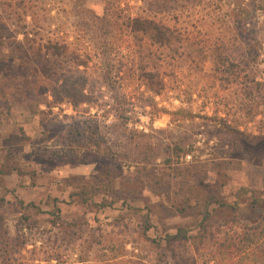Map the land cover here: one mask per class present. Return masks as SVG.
Here are the masks:
<instances>
[{
    "label": "rangeland",
    "instance_id": "obj_1",
    "mask_svg": "<svg viewBox=\"0 0 264 264\" xmlns=\"http://www.w3.org/2000/svg\"><path fill=\"white\" fill-rule=\"evenodd\" d=\"M68 73L87 103H52ZM254 197L264 0H0V227L26 264H176L167 232L198 236L210 198L214 229L264 228ZM221 236L178 261L216 264Z\"/></svg>",
    "mask_w": 264,
    "mask_h": 264
},
{
    "label": "trees",
    "instance_id": "obj_2",
    "mask_svg": "<svg viewBox=\"0 0 264 264\" xmlns=\"http://www.w3.org/2000/svg\"><path fill=\"white\" fill-rule=\"evenodd\" d=\"M142 29L144 32H148L149 22H143ZM55 84L56 85L53 86L51 90V95L54 99L52 103L60 104L70 102L74 106H78L89 101V95H87L86 90L90 87V80L86 75L81 73L62 74L61 78L57 79ZM88 200L89 199H85L83 202H87ZM213 201L214 200L210 198L200 205L202 222L200 234L198 236L190 235L188 230L183 226H178L175 233L167 232L165 241L168 248L166 250L170 254V257L176 260V264H186L185 261H183L185 259H180V262L178 261L180 257V245H182V247L186 243L197 245L198 239L206 242L210 241V239H214L220 234L222 235L220 238L222 248L226 244L227 246L224 250L219 249L212 252V261L216 264L221 263V253H226L222 260V264H264V228L255 224V221L252 220L250 221L251 224L243 223L237 217V219L233 221V224L228 226L229 232H225L224 226H218V228L214 229V224L208 222L212 218L210 206ZM251 204L252 208L255 209L257 206L264 204V199L254 197ZM222 205H224V203H222ZM0 206H2L1 202ZM236 208H239L238 204H233L232 209ZM25 219H29L28 216H25ZM71 225L75 224L67 223L66 227ZM147 227H150V225ZM234 227L240 229V234H236V232L233 231V229H235ZM22 237L24 238L22 241L23 246L22 248H17L16 240L19 237L6 236V233L1 232L0 227V257H4V260H2L0 264H26L21 256L28 241H26L24 236ZM35 249L39 255L41 249H38L37 246ZM192 264H197V262L193 259Z\"/></svg>",
    "mask_w": 264,
    "mask_h": 264
},
{
    "label": "built area",
    "instance_id": "obj_3",
    "mask_svg": "<svg viewBox=\"0 0 264 264\" xmlns=\"http://www.w3.org/2000/svg\"><path fill=\"white\" fill-rule=\"evenodd\" d=\"M191 157H192L191 154H188V155L186 156L187 159H191Z\"/></svg>",
    "mask_w": 264,
    "mask_h": 264
}]
</instances>
